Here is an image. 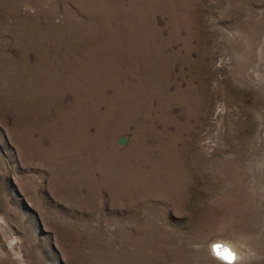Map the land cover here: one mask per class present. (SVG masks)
Masks as SVG:
<instances>
[{
	"label": "rangeland",
	"instance_id": "1",
	"mask_svg": "<svg viewBox=\"0 0 264 264\" xmlns=\"http://www.w3.org/2000/svg\"><path fill=\"white\" fill-rule=\"evenodd\" d=\"M264 264V0H0V264Z\"/></svg>",
	"mask_w": 264,
	"mask_h": 264
},
{
	"label": "snow or ice",
	"instance_id": "2",
	"mask_svg": "<svg viewBox=\"0 0 264 264\" xmlns=\"http://www.w3.org/2000/svg\"><path fill=\"white\" fill-rule=\"evenodd\" d=\"M222 248L224 249L223 251H221ZM212 251L219 259L226 261L227 264H233L235 256L224 245L220 243H214L212 245Z\"/></svg>",
	"mask_w": 264,
	"mask_h": 264
},
{
	"label": "bare ground",
	"instance_id": "3",
	"mask_svg": "<svg viewBox=\"0 0 264 264\" xmlns=\"http://www.w3.org/2000/svg\"><path fill=\"white\" fill-rule=\"evenodd\" d=\"M227 249H229L233 254L234 256L237 258V253L232 249V247H228ZM224 249L222 248L221 251H223ZM221 260V259H220ZM222 262H224L223 260H221ZM225 263V262H224ZM235 263V262H234Z\"/></svg>",
	"mask_w": 264,
	"mask_h": 264
},
{
	"label": "water",
	"instance_id": "4",
	"mask_svg": "<svg viewBox=\"0 0 264 264\" xmlns=\"http://www.w3.org/2000/svg\"><path fill=\"white\" fill-rule=\"evenodd\" d=\"M220 244H222V243H220ZM224 245V244H223ZM226 248H228V246L227 245H224ZM213 252V251H212ZM216 256V255H215ZM235 259H236V257H235ZM224 261V260H223ZM225 263H227L226 261H224Z\"/></svg>",
	"mask_w": 264,
	"mask_h": 264
}]
</instances>
